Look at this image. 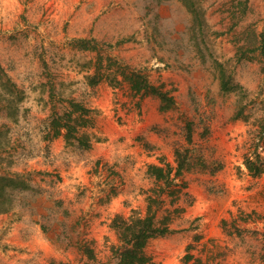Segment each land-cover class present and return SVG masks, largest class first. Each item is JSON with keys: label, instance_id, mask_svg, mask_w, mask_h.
<instances>
[{"label": "rangeland", "instance_id": "1", "mask_svg": "<svg viewBox=\"0 0 264 264\" xmlns=\"http://www.w3.org/2000/svg\"><path fill=\"white\" fill-rule=\"evenodd\" d=\"M261 33L264 0H0V175L33 188L0 214V264H115L113 219L143 217L149 203L170 232L148 241L147 264L264 263L242 210L249 195L264 203L243 165L264 115ZM217 63L247 97L220 90ZM70 103L86 111L66 122ZM241 104L247 121L235 119ZM177 148L192 168L180 176ZM149 165L172 169L156 181Z\"/></svg>", "mask_w": 264, "mask_h": 264}, {"label": "trees", "instance_id": "2", "mask_svg": "<svg viewBox=\"0 0 264 264\" xmlns=\"http://www.w3.org/2000/svg\"><path fill=\"white\" fill-rule=\"evenodd\" d=\"M259 53L264 57V34L259 35ZM77 45L81 49H88L87 44L90 43L86 39H78ZM218 78L220 90L224 93L236 92L241 93V97H247L241 85L234 83L232 78L227 75L224 66L217 63ZM123 81H127L130 84L131 89L140 93L142 97L147 95L155 96L160 101L159 110L162 112L169 111L174 102L172 97L167 93L162 92L158 87L150 84L147 79L141 78L136 72L125 73L121 71ZM93 79V78H92ZM97 80L92 81L90 84L95 85ZM71 111L66 112L61 117L67 120L73 119V113L77 110L85 112L86 109L80 107L78 104L70 103ZM246 112V106L241 104L235 114V119H242L247 121L248 115ZM66 129L65 137L69 138L70 125L67 123L63 125ZM58 135V134H57ZM190 133L187 135V141H190ZM82 148L89 147L88 143H80ZM264 115L259 118L257 123V137L255 139V145L253 151L250 154H245L243 157V165L248 173L253 178L260 177L264 173ZM175 162L176 167L174 169V175L180 176L186 171H191V165L188 161L187 149L180 150L175 149ZM170 165H149L147 174L154 177L156 181L167 179L171 172ZM33 190L32 187L26 183L25 180L19 176H7L0 175V214H5L13 207L16 193H22L24 191ZM112 228L117 232V238L119 246L114 249L113 254L115 257V264H147L149 258L146 256L144 249L150 239L158 236L166 235L170 232V229L165 223H158L156 215L151 212V205L147 206L146 215L143 217H133L125 219L121 216H117L112 221ZM188 258V257H187Z\"/></svg>", "mask_w": 264, "mask_h": 264}, {"label": "crops", "instance_id": "3", "mask_svg": "<svg viewBox=\"0 0 264 264\" xmlns=\"http://www.w3.org/2000/svg\"><path fill=\"white\" fill-rule=\"evenodd\" d=\"M99 88H101V87H99ZM105 90L109 93V96L111 97L110 93L112 92V90L111 89L108 90L106 87H105ZM130 124H127L124 126L122 125L123 127H121L120 130H123L125 127H127V129H129ZM100 130L107 132L106 126H104V128H100ZM125 134H126V140H128V135H127L128 131H125ZM149 138L155 139V137L153 135H150ZM104 143H106V141L97 143L95 148H94V146H92V149L90 151H91L93 156L101 157V155H105L106 144H104ZM253 179H255L257 181V183H256L257 188L254 187V189H251L249 194H253V193H255V191H259V195H260L261 199L264 198V173L260 177H256ZM249 196L250 197L244 198L243 207H242V210L244 211L243 214L246 217V223H247V226L249 228L255 226L261 231V234H260V239H261V236L264 237V203H262L260 200H259L260 202L256 203V201L254 199H259V198L256 197L253 199V196H251V195H249ZM233 197H234V195L231 198H233ZM239 205H240V203H239ZM249 249H250L249 251L252 252V255H254L256 252L260 251V248L255 249V243H252L251 245H249ZM252 263H254V262H251V264ZM255 263L264 264V263H260L259 261L255 262Z\"/></svg>", "mask_w": 264, "mask_h": 264}]
</instances>
